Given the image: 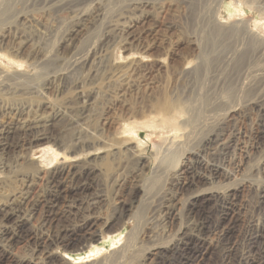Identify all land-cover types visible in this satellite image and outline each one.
Returning <instances> with one entry per match:
<instances>
[{
  "label": "rangeland",
  "instance_id": "1",
  "mask_svg": "<svg viewBox=\"0 0 264 264\" xmlns=\"http://www.w3.org/2000/svg\"><path fill=\"white\" fill-rule=\"evenodd\" d=\"M239 6L244 13L232 17ZM206 13L228 26L246 22L264 37V0H16L0 19V130L12 129L0 141V217L26 194L21 210L36 235L3 246L0 264L35 261L44 254L35 245L66 228L90 229L98 238L79 251L53 249L50 264H87L113 254L110 264H196L205 248L206 264H264V55L211 26ZM81 58L88 63L75 67ZM177 101L202 107L205 115L212 111L215 119L184 142L172 140L177 131L151 124ZM25 127L46 139L30 146L25 142L38 135L26 139ZM64 163L70 169L63 171ZM185 163L191 178L207 166L231 175L202 188L241 191L171 224L175 170ZM147 189L153 196L145 201ZM226 214L236 224L229 238L209 232L201 234L205 244L196 254L168 250L181 225L188 232L190 219L215 225ZM2 219L0 229L12 225ZM257 228L262 242L251 243ZM155 248L161 253L153 258Z\"/></svg>",
  "mask_w": 264,
  "mask_h": 264
},
{
  "label": "bare ground",
  "instance_id": "2",
  "mask_svg": "<svg viewBox=\"0 0 264 264\" xmlns=\"http://www.w3.org/2000/svg\"><path fill=\"white\" fill-rule=\"evenodd\" d=\"M15 2H16V0H0V19H2L5 15L9 14L12 11V9L15 6ZM241 2H242V0H241ZM240 5H241V3H240ZM235 9H237V10L235 11V14H232V17L233 16H239L240 13H244V10H242V8L240 6L235 8ZM204 16L211 21V26L215 25V26L219 27V29L217 28L218 30H222V28H226L227 29V31L225 29L226 32H229V33L231 32L232 36L241 43V46L248 47V48H253V47L257 46L258 48L255 51L258 52V53L256 55H258V54H259V56L260 55H264V37H262L261 35H257L255 33V31L253 29H251V27H249L247 25L246 22L241 21V22H237L235 24H232V25L228 26V25H226L227 22L226 23L222 22L221 18L218 19L219 15L216 16V15L211 14V13H206V14H204ZM239 20H241V19H239ZM217 34H219V33H217ZM221 35H222V33H221ZM227 36H226V38H227ZM226 41H228V40H226ZM219 42H220V40H219ZM219 42H218V44H219ZM244 50H247V49H244ZM206 52H207V50H206ZM228 52H230V51H228ZM243 56H245V55H243ZM212 58H214V56H212ZM247 58H248V56H247ZM250 58H251V56H250ZM237 59H239V58H237ZM239 60H241V59H239ZM87 63H88V59H86V58L82 59L81 58V60H77L74 64H75V67H76V66H84ZM232 65H234V62H233ZM243 69H244V66H243ZM243 91H244V89H243ZM201 94H202V92H201ZM201 94H200V96H202ZM196 97H197V95H196ZM206 101H207V105L211 108V110H214V107H212V105L210 103V100L206 99ZM213 103L215 105L218 104V102H214V101H213ZM208 111H210V109ZM204 113L205 112H204V109L202 107L201 108L200 107L196 108V107H190L189 105H180V104H178V101L175 104L169 102V103H167L165 108L160 109V111H159V119H160V121L157 122L156 124H151V123L150 124L153 127H156V128L162 127L164 129H172V131H177L176 132V134H177L176 137H174L172 140H174L175 138L177 140H179V138L183 139V138H185V137H187V136H189L191 134H194L195 131H193V130H199V128L201 126H203L207 121L215 119V114L216 113L212 114V111L208 112L207 115H205ZM229 114H230V112L227 115H225V117H223V123L226 122L229 119V116H230ZM157 117L158 116H156L155 118H157ZM48 122H46V123H48ZM148 122H146V123H148ZM152 122H153V120H152ZM218 124L219 125L222 124L221 123V119L219 120V123H217L216 125H218ZM188 126H191V127L189 128ZM185 128L186 129L189 128L188 131ZM11 130L12 129H10V128H3L2 130H0V141H4V140L7 141L8 139H10L11 136H12ZM183 130H186V132H183ZM22 132H23L24 135H26V139L30 138L31 136L38 135L36 137L37 139H35L34 141H33L34 138H31V139H28L29 140L28 142L27 141L25 142V143H28L30 146H33L34 144H37L38 142H42V141H44V139H46L45 137H43L44 135L41 134V130H39V129L34 130V129L30 128V127H25L22 130ZM180 132H183V133H180ZM178 133H180V134H178ZM220 137H221V135H216V141H221L223 139V135H222L221 138ZM23 140H24V138H23ZM127 142H125V144ZM183 142H184V139H183ZM225 144L226 143H224V145L222 144V146L224 148L226 147ZM109 147H111L113 149L117 148L116 146H112V145H110ZM119 148H120V151H122L121 149H123V148L125 149L126 148V151H130V152L132 151L131 152L132 155L135 154V151H133V149L128 147V146H124L123 147V145H120ZM130 158L136 159L135 156H131ZM69 160H70V158H69ZM137 164H139V166H143V163L140 162V160L137 162ZM62 166H63V168H62L63 171H65V170H67V168H69L65 163ZM189 170H191V169H190V167L188 165H186V163L182 164L181 166L178 167V169L175 170V176H176V179H177V184H176V188H175L176 198H175V201H172L171 205L168 207V215H169V219L171 221V224L177 222V219H179L180 224H182L183 223V218L185 216H187L188 218L191 217V216L196 218V217H198L199 215L202 214L203 209L207 205H209L210 203H213L215 201V202H220V203L222 202V204H223L224 201L226 200V198L228 199L229 197L237 196V194H238V192L240 190L239 188H233L231 186H226L225 187L226 189H223V188L221 189V188H218V187L202 188V187L207 186V185H213V184L222 182L224 180L231 179L230 173H228V172H226L224 170H221L220 168L207 166L206 169H205V174L201 175L199 178H196V176H195L196 174L195 173H194L195 175H193L192 178H191V175L188 176L190 174V173H188ZM72 175H75V174H72ZM154 177H156V176H154ZM67 181H68V179H67ZM153 184H155V182ZM148 186H150V185H148ZM53 188H55V187H53ZM192 188H194V189H193V192L191 193ZM56 189L57 188H55V190ZM53 191H54V189H53ZM151 191H152V189H150V191L147 189V191H145L143 193V198L145 199V201L150 199L151 196H153V193ZM181 196H182V198H181ZM21 199H22V201L19 200L21 205H18L16 207H14L13 209L11 208L10 212H8L6 214L4 213L5 215H2V217H0V219L3 218L2 221L8 222V224L9 223L12 224L10 227L8 225H4L0 229V252L5 251V250H3V251L1 250V248L3 246L12 245L15 242H18L20 240H25L26 242H28L27 240L31 239L30 242H32L36 238L35 234L32 235L28 231L29 218H28L27 213L21 210V208H24L23 207V205L25 204L24 202H26L28 200V197H26V194H25ZM33 201H34V199H33ZM31 202H32V200H31ZM48 206H49V209L51 210V214H52V210L55 207V204H53V203L50 204V205L48 204ZM1 212H2V210L0 209V213ZM126 212H127V210H126ZM48 217H49L50 228H54L53 227V222H54L55 218L51 217V216H48ZM204 220H202V223H199V221L197 219L195 221L190 219L187 222L188 227H189L187 229L188 232H186V229H184L183 226L181 225L180 228L178 229L177 233L175 234L174 238H172L171 244L168 245V250H170L172 252H175V253L180 252L179 254H182V252H184L186 250V251L191 252L192 254L193 253L196 254V251L198 250V248H200L199 246L202 245V244L203 245L205 244V240L201 237V234L204 236V235H208V233L210 232L213 235H217L219 240H225V239L229 238L230 234L232 233L233 225L235 223V217L234 216H229L227 214L226 215H222L215 225H213V223H210L208 221V219H204ZM85 224L86 225L87 224L90 225V223L87 220L85 221ZM86 225H82V226L86 227ZM212 225H213V227H212ZM80 231H81V233H80ZM89 231H90V229L88 230V232H84V230L82 231V229H80V230H74V229L67 230V228H66L65 230H57L55 232H52V233L49 234L48 240L46 242H44L43 244L42 243H38V244L35 245V248H37V249L40 248V250H44V254H39V256L36 258L35 261H29L28 263H26V261L24 260V261H20L18 264H42V263L50 264L51 263V257L55 253V251H53V249H61L62 248L64 250H67V249H74L75 251H79L80 249L83 250L84 248L88 247V245H90V243L94 239L98 238V235H97L96 232L90 233ZM260 233H262V231H259V228H257V230L254 231V234H256V235L255 236L251 235V237L249 236L250 237L249 241H251V243H260V242H262V238L259 235ZM9 251H10V249H9ZM208 251H209V248H205L204 251H200L199 253L196 254V256H197L195 258L196 259V261H195L196 264H206L205 261H206V257H207ZM160 253H161V250L159 248H155V249H153L151 251L150 256H152L154 258V257H157ZM3 255H4V252H3ZM115 255L116 254L106 255V256L97 257V258L95 257V258L89 260L86 263L87 264H110L111 257L115 256ZM186 260H187V258H186ZM244 260H245V258H244ZM191 262H193V260ZM246 264H251V263L246 262Z\"/></svg>",
  "mask_w": 264,
  "mask_h": 264
}]
</instances>
